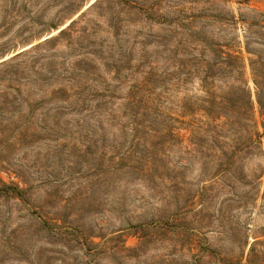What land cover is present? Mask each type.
Masks as SVG:
<instances>
[{
	"label": "rangeland",
	"instance_id": "obj_1",
	"mask_svg": "<svg viewBox=\"0 0 264 264\" xmlns=\"http://www.w3.org/2000/svg\"><path fill=\"white\" fill-rule=\"evenodd\" d=\"M0 264H264V0H0Z\"/></svg>",
	"mask_w": 264,
	"mask_h": 264
},
{
	"label": "trees",
	"instance_id": "obj_2",
	"mask_svg": "<svg viewBox=\"0 0 264 264\" xmlns=\"http://www.w3.org/2000/svg\"><path fill=\"white\" fill-rule=\"evenodd\" d=\"M254 84H255V88L257 89V91L259 92V91H261V87H262V83H260V81H255L254 82Z\"/></svg>",
	"mask_w": 264,
	"mask_h": 264
}]
</instances>
